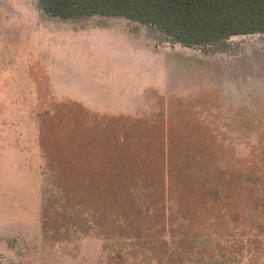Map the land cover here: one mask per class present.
Here are the masks:
<instances>
[{
  "label": "rangeland",
  "instance_id": "1",
  "mask_svg": "<svg viewBox=\"0 0 264 264\" xmlns=\"http://www.w3.org/2000/svg\"><path fill=\"white\" fill-rule=\"evenodd\" d=\"M0 264H264V32L0 0Z\"/></svg>",
  "mask_w": 264,
  "mask_h": 264
},
{
  "label": "trees",
  "instance_id": "2",
  "mask_svg": "<svg viewBox=\"0 0 264 264\" xmlns=\"http://www.w3.org/2000/svg\"><path fill=\"white\" fill-rule=\"evenodd\" d=\"M62 18L112 15L152 24L187 46L264 32V0H39Z\"/></svg>",
  "mask_w": 264,
  "mask_h": 264
}]
</instances>
